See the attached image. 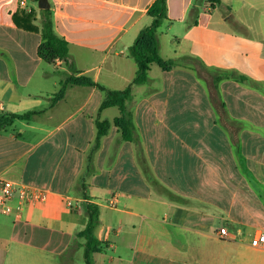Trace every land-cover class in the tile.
Wrapping results in <instances>:
<instances>
[{
  "label": "crops",
  "instance_id": "1",
  "mask_svg": "<svg viewBox=\"0 0 264 264\" xmlns=\"http://www.w3.org/2000/svg\"><path fill=\"white\" fill-rule=\"evenodd\" d=\"M23 1L0 0V112H39L0 127V176L42 187L48 198L11 201L17 219L9 225L3 218L9 213L0 217V264H55L50 255L75 264L71 255L82 248L76 234L88 220L84 201L100 205L98 236L109 241L94 264H264V243L252 244L264 232V12L257 13L264 5L168 0L166 33L175 39L165 54L160 38L162 56H194L243 76L220 82L234 130L195 68L158 71L153 64L127 101L136 139H123L113 123L94 148L97 119L113 122L120 108L101 109L104 93L89 85L69 84L62 99L51 98L78 71L108 88H126L138 70L130 46L151 24L155 0H50L76 70L63 60L45 65L42 33L16 23L28 10ZM223 5L228 13H219ZM103 208L111 212L104 216ZM223 227L226 237L218 234ZM171 229L188 238H173ZM115 241L126 252L107 257ZM194 251L206 258H191Z\"/></svg>",
  "mask_w": 264,
  "mask_h": 264
},
{
  "label": "trees",
  "instance_id": "2",
  "mask_svg": "<svg viewBox=\"0 0 264 264\" xmlns=\"http://www.w3.org/2000/svg\"><path fill=\"white\" fill-rule=\"evenodd\" d=\"M198 0H196L197 2ZM215 6L222 0H205ZM199 9V7L197 8ZM41 16L38 18L34 9L25 10L23 14L15 16L18 26L25 29L39 31L42 33V42L38 48V54L48 63H56L57 60H63L66 65L71 66L70 57V41L60 35L55 27L52 18V7L40 8ZM148 15L152 17V22L144 27L138 34L135 42L130 46V52L138 64V70L133 81L123 89H111L92 76L82 73L73 72L65 79L60 81L59 89L53 94L51 103H55L62 99L65 95L66 88L69 84L89 85L99 88L104 93V99L101 109L118 106L121 114L115 120L97 119V135L94 142V148L101 145L102 138L108 134L112 124L119 127L121 136L125 140H135L137 126L134 121L133 113L129 110L127 101L132 96L133 85L135 83H145L149 80V71L154 63L158 64L163 70H171L178 65L187 64L195 68L208 82L210 95L216 110L221 117L222 122L227 124L231 130L234 125L229 122L226 104L223 101L220 82L224 78L236 77L243 79V76L234 72H221L208 67L203 60L198 57L188 56L176 59H168L161 54V41L159 35V27L169 18L168 0H155L148 9ZM39 21L40 24H37ZM188 62V63H187ZM39 112L38 109H31L25 112H0V127L11 125L16 119H30L32 115ZM86 172H89V159ZM82 175V178L85 176ZM83 197H87V193ZM83 209L88 217L86 226L83 230L76 234V241L84 250L85 264H94V254L101 252L109 246V241L101 240L98 236V229L101 225V207L98 203L92 201H84ZM68 252L66 251V254ZM65 254V253H64ZM65 264V261L63 262Z\"/></svg>",
  "mask_w": 264,
  "mask_h": 264
},
{
  "label": "rangeland",
  "instance_id": "3",
  "mask_svg": "<svg viewBox=\"0 0 264 264\" xmlns=\"http://www.w3.org/2000/svg\"><path fill=\"white\" fill-rule=\"evenodd\" d=\"M27 1V3H26V8L28 9V10H30V9H34V11H35V13H38L39 11H40V7H39V0H33V1H35L36 3H35V5H36V8H34L33 6H31L30 5V3H29V1L30 0H26ZM53 1V0H52ZM226 1H228V0H226ZM230 1H232V0H230ZM247 1H251V2H255V3H257V4H260V5H264V0H247ZM31 2V1H30ZM195 3H196V0H195ZM194 3V4H195ZM194 4L190 7V11H189V13H192V11H193V9H194ZM219 13H221V14H224V13H228V7H227V5H223L219 10ZM264 12V8L262 9V10H259V11H257V13H259V14H261V13H263ZM168 21L167 20H165L164 21V23L159 27V35H160V38H161V40H162V44H163V48H164V53L165 54H172V52H173V45H172V43H169V38L171 37L172 39H175L173 36H170V35H168L166 32H167V26H166V23H167ZM129 53L131 54V52H130V50H129ZM162 54V53H161ZM132 55V54H131ZM178 58H181V57H178ZM45 65H49V66H52V65H50L49 63L47 64L46 62H45ZM155 68L154 69H157L158 71H161L162 69L159 67V65L158 64H156V63H154V65H153ZM68 67H70V68H73V69H75L76 70V66L75 65H71V66H69L68 65ZM55 71L58 73L57 74V78H59L60 79V75H59V70L58 69H55ZM61 74V73H60ZM61 76H62V74H61ZM39 80V79H38ZM43 81H45V82H48L49 81V83L50 82H52L53 81V79L52 78H50V80H43ZM109 212H111L110 210H107L106 208H103V215L105 216V214H107V213H109ZM114 213H116V212H114ZM2 215H5L4 213H2V212H0V217L2 216ZM4 219H5V221L9 224V225H12V224H14V221L17 219V215H16V212H12V213H9L8 214V216H5V217H3ZM224 224H223V222L221 223V224H219V227H222ZM172 231H170L171 232V234H172V237L173 238H175V239H183V240H186L188 237L187 236H185L183 233H181V231L180 230H176V229H171ZM115 238H117V237H115ZM116 242V244H118V247L117 248H114V247H110L109 249H107L106 250V252H105V255L107 256V257H110V256H112V255H115V256H119V255H123L124 254V252H126V251H123V245L119 242V241H115ZM78 248H80V247H78ZM78 251V252H77ZM73 251L72 250H70V252H68L69 254H71ZM128 252V251H127ZM64 253H62V255H63ZM68 254V255H69ZM72 254H74V255H71L72 256V259H76V263L75 264H85V261H84V250H83V248H80L79 250L77 249H75V251H74V253H72ZM192 254V257L191 258H194V259H196V257H198V258H200L201 260H203L204 258H206V257H202V256H200V255H195L196 254V252L194 251V252H192L191 253ZM50 257H52V259H53V261H54V263L55 264H59V262H58V259L55 257V256H53V255H50ZM6 264H8V261L6 262Z\"/></svg>",
  "mask_w": 264,
  "mask_h": 264
},
{
  "label": "built area",
  "instance_id": "4",
  "mask_svg": "<svg viewBox=\"0 0 264 264\" xmlns=\"http://www.w3.org/2000/svg\"><path fill=\"white\" fill-rule=\"evenodd\" d=\"M22 3L26 6L27 2L24 0ZM16 197H18L22 202L35 203L45 201L48 198V191L42 187L29 185L23 182L15 181L11 178L0 176V212H11V201ZM69 203L70 205H73L71 198L69 199ZM218 234L221 237H226L229 235V231L227 228L223 227L218 230ZM263 243L264 232H260L253 239L252 244L259 246Z\"/></svg>",
  "mask_w": 264,
  "mask_h": 264
},
{
  "label": "water",
  "instance_id": "5",
  "mask_svg": "<svg viewBox=\"0 0 264 264\" xmlns=\"http://www.w3.org/2000/svg\"><path fill=\"white\" fill-rule=\"evenodd\" d=\"M39 7L42 9L51 8L52 3L50 0H39Z\"/></svg>",
  "mask_w": 264,
  "mask_h": 264
}]
</instances>
